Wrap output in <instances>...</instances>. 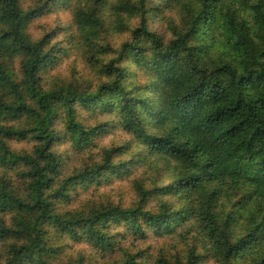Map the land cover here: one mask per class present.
<instances>
[{
	"label": "trees",
	"instance_id": "16d2710c",
	"mask_svg": "<svg viewBox=\"0 0 264 264\" xmlns=\"http://www.w3.org/2000/svg\"><path fill=\"white\" fill-rule=\"evenodd\" d=\"M59 1L39 0L23 9L20 0H0V214L10 215L0 218V242H7L0 264H60L52 260L61 247L50 243L51 229L87 236L108 251L114 224L144 238L147 230L170 232L176 222L187 223L192 239L186 260L159 257L155 264L209 258L264 264V0H163L178 16L168 24L167 42L149 26L147 0L124 3L122 13L139 22L127 26L129 39L104 65L113 79L93 94L42 85L40 73L58 60L52 51H61L47 50L49 36L34 41L25 27ZM97 14L95 8L75 14L78 28L91 37L104 25ZM124 60L153 77L138 96L128 94ZM81 110L116 114L147 156L175 163L176 180L162 190L183 202L178 211L152 213L144 198L125 209L59 211L77 187L99 183L108 173L126 174L135 164L120 160L127 147H110L101 150L100 162L63 174L68 152L57 146L82 151L112 126L86 127L78 119ZM57 118L63 126L55 125ZM10 143L31 150H14ZM136 189L141 197L148 193L138 183ZM122 252L121 264H139L136 255Z\"/></svg>",
	"mask_w": 264,
	"mask_h": 264
},
{
	"label": "rangeland",
	"instance_id": "374dc122",
	"mask_svg": "<svg viewBox=\"0 0 264 264\" xmlns=\"http://www.w3.org/2000/svg\"><path fill=\"white\" fill-rule=\"evenodd\" d=\"M61 2L59 1L50 13L39 15L25 27V33L32 40L39 41L48 35L50 44L46 49L58 47L61 51L60 53L52 51L51 54L58 57V60L40 73L42 85L47 89H60L72 85L82 92L87 91L93 94L99 85L113 79V76L106 73L104 65L116 56L123 42L129 39L127 26L134 28L139 18L122 13L120 10L124 3L132 2V0H67V7L66 3ZM19 3L23 9H28L36 7L39 0H20ZM147 6L150 10L148 16L150 28L167 42L171 38L168 24L178 21L176 12L173 8H165L163 0H147ZM93 8L104 20L103 28L96 37L89 36L88 31L80 30L75 22V14L79 10ZM115 14L121 15L118 17ZM19 62L20 59L16 58L13 65L17 72H19ZM121 65L128 74L125 82L127 89L130 90L128 94L140 95L144 92V87L148 85L152 77L151 73L141 67L133 66L127 60H124ZM59 118L55 121V125L63 126ZM78 119H81L86 127H95L103 122L112 126H109L105 133L97 135L94 138V144L82 151L72 149L67 143L57 146L60 153L68 152L69 159L64 162L63 174L69 175L75 170L100 162L101 150L110 147H127V154L120 160L129 163L134 161L135 164L126 174L116 176L108 173L99 183L77 187L74 193L76 196L73 195L69 202L58 205L60 212H87L90 209L102 207L125 209L132 204H137L140 198L145 200V210L152 213H161L165 209L176 212L180 209L183 202L162 190L172 186L176 180L173 161L147 156L146 149L141 148L134 137L120 127L119 117L116 114L96 116L81 110ZM10 147L21 152L31 150L30 145L24 143H10ZM116 160L115 158L114 161ZM12 177L15 178L14 175ZM137 183L148 192L145 197H141L137 191ZM9 217L10 215L3 217L0 214V218L5 221L9 220ZM186 226L187 223L176 222L170 232L147 230L144 238H136L132 235L133 233L125 232L127 227L123 224H114L109 230L114 247L108 251H103L91 243L87 236L74 237L76 235L70 236L51 229L50 243L55 247H61L58 256L53 257L52 260L60 264H121L124 260L122 252L124 250L129 255H136L134 259L136 258L135 262L139 264H155L154 260L159 257L172 260L178 256L185 261L187 250L192 242L191 237L185 232ZM259 239L264 240L263 236ZM6 243L0 242V255H3ZM200 264L220 263L209 258ZM242 264H245V261H242Z\"/></svg>",
	"mask_w": 264,
	"mask_h": 264
}]
</instances>
